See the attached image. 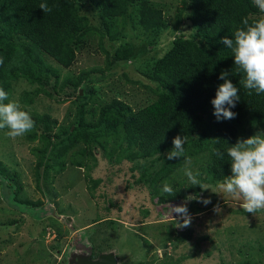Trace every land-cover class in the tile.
Returning a JSON list of instances; mask_svg holds the SVG:
<instances>
[{"label":"rangeland","instance_id":"374dc122","mask_svg":"<svg viewBox=\"0 0 264 264\" xmlns=\"http://www.w3.org/2000/svg\"><path fill=\"white\" fill-rule=\"evenodd\" d=\"M69 1L92 27L73 37L70 62L37 52L0 84L36 125L16 139L0 130V264H91L103 255L116 264H264V210L246 213L219 189L209 140L196 137L168 160L173 146L148 154L107 123L157 100L154 62L175 37L196 38L190 1L128 4L118 20L107 14L113 0ZM145 13L147 25H160L159 15L162 26L147 28ZM15 24L0 15V41L31 44ZM120 47L132 57L109 64L105 53ZM239 126L243 138L262 131ZM182 204L192 221L177 228L171 207Z\"/></svg>","mask_w":264,"mask_h":264},{"label":"trees","instance_id":"16d2710c","mask_svg":"<svg viewBox=\"0 0 264 264\" xmlns=\"http://www.w3.org/2000/svg\"><path fill=\"white\" fill-rule=\"evenodd\" d=\"M144 1L113 0L112 11L107 14L121 19L128 4ZM189 1L192 7L190 23L197 35L195 39L175 37L170 49L154 62L157 100L138 114H120L108 119L107 123L113 132L118 128L123 130L128 145L138 143L139 149L148 154L170 149L177 135L187 137L184 147L192 145L196 137L200 143L209 140L213 175L223 180L231 175L228 143L235 144L241 134L246 133V128H240L239 124H257L264 131V93L257 95L251 90L249 94L239 83L244 74L235 66L232 51L220 41L225 36L231 38L244 18L251 23L264 13L259 12L253 0ZM42 2H47L52 11L44 13L39 8ZM97 5L103 10L102 3L98 1ZM6 14L16 23L15 30L24 34L31 44L0 41V56L5 58L0 67V84L27 68L30 56H36L37 52L67 65L73 53V37L92 29L69 0H0V15ZM155 16L160 25H147V20L152 22V18L147 13L142 15L147 28L162 26L160 16ZM124 50L132 53L131 48L124 47L113 55L106 52L108 63L131 58V53ZM225 70L230 73L228 78L240 88V100L232 109L238 115L233 120L218 122L211 101L224 82L219 77ZM214 149H220L224 158H218Z\"/></svg>","mask_w":264,"mask_h":264},{"label":"clouds","instance_id":"9594fccd","mask_svg":"<svg viewBox=\"0 0 264 264\" xmlns=\"http://www.w3.org/2000/svg\"><path fill=\"white\" fill-rule=\"evenodd\" d=\"M260 13H264V0H253ZM39 8L44 13L52 11L47 2H42ZM233 53L235 66L244 74L239 83L249 94L254 90L257 95L264 93V15L253 22L244 18L242 26L237 28L233 36H225L221 41ZM5 58L0 56V67L4 65ZM229 71H222L219 79L224 82L218 86L215 98L211 101L218 122L233 120L237 113L232 111L240 100V88L229 79ZM35 121L30 112L24 110L21 104L9 98V93L0 87V130L7 129L6 135L11 139L23 137L35 128ZM218 142L219 139H216ZM186 136L177 135L172 143L173 148L166 153L167 159L181 158L185 153ZM227 156L230 159L231 175L224 177L218 184L219 189L241 203L239 207L246 213L255 215L264 210V131H259L248 138L240 137L235 144H229ZM215 155L223 159L224 153L214 149ZM191 163L190 158L185 160ZM185 175L192 184H198V173H193L190 168H185ZM164 193L173 194V188L168 182L162 188ZM205 205L210 200L201 201ZM172 218L177 228L188 227L192 217L186 204L171 207ZM219 210V206L215 209ZM173 213L179 219L173 217ZM182 221V222H181Z\"/></svg>","mask_w":264,"mask_h":264},{"label":"water","instance_id":"95a60500","mask_svg":"<svg viewBox=\"0 0 264 264\" xmlns=\"http://www.w3.org/2000/svg\"><path fill=\"white\" fill-rule=\"evenodd\" d=\"M91 264H116V261L112 255H103Z\"/></svg>","mask_w":264,"mask_h":264}]
</instances>
